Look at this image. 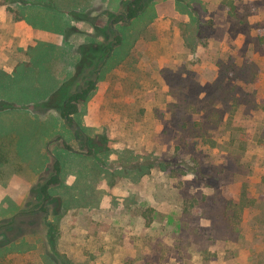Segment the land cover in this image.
<instances>
[{"label":"rangeland","instance_id":"rangeland-1","mask_svg":"<svg viewBox=\"0 0 264 264\" xmlns=\"http://www.w3.org/2000/svg\"><path fill=\"white\" fill-rule=\"evenodd\" d=\"M127 1L0 0V264H264V0Z\"/></svg>","mask_w":264,"mask_h":264},{"label":"trees","instance_id":"trees-1","mask_svg":"<svg viewBox=\"0 0 264 264\" xmlns=\"http://www.w3.org/2000/svg\"><path fill=\"white\" fill-rule=\"evenodd\" d=\"M145 2L146 0H128L125 4L124 13L116 15L113 19L114 22L119 20L127 21L129 19L136 17L137 14L143 9ZM18 19H22V18H17L16 20ZM119 42H120V36L116 34L114 44H118ZM95 86H96V79L90 78L86 80L81 87H79L78 89L74 90L73 92H71L66 96L60 107V116L66 122H73L74 114L77 112L78 105L89 98L90 94L95 89ZM3 140L5 143V145L2 146L3 154L4 153L9 154L12 145L11 144L12 139L7 136ZM65 146L69 148V145H67L66 143ZM91 151L92 149L88 147V152L90 153ZM2 156L3 155L1 153L0 163L5 164V162H8V159L7 157L2 159ZM160 164H162L161 167H164L166 165V162L165 163L161 162ZM53 168H54V173L48 177V179L40 186L39 189L44 201L49 198V194H48L49 186L59 181V175H58L59 165L56 161L54 162ZM192 173L196 174L197 170H193Z\"/></svg>","mask_w":264,"mask_h":264},{"label":"crops","instance_id":"crops-1","mask_svg":"<svg viewBox=\"0 0 264 264\" xmlns=\"http://www.w3.org/2000/svg\"><path fill=\"white\" fill-rule=\"evenodd\" d=\"M31 31H32V27H30V25H28L23 19H18V20H12L9 16V14L5 13V11L2 9H0V61H4L2 59V56H3V51L2 49H7L8 50V47L11 48V46H9L8 44L5 45V39H4V36H5V33L6 34H9V35H13V36H16V37H25V35L29 36L31 35ZM17 49L19 48V46L16 47ZM10 80H7V81H2L0 80V86H19L21 85V83H17V84H12L9 82ZM9 136V135H8ZM12 141L14 140L13 145H12V152L16 151L14 150L13 146L16 144L17 146V143H16V138L14 135H10L9 136ZM41 150H42V154H43V148L41 147ZM40 150V151H41ZM13 152V154H15ZM19 152V151H18ZM16 156H17V153H16Z\"/></svg>","mask_w":264,"mask_h":264}]
</instances>
